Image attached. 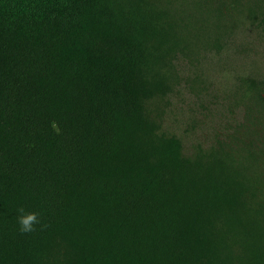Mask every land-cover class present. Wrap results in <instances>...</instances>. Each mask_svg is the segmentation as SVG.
I'll list each match as a JSON object with an SVG mask.
<instances>
[{
    "label": "trees",
    "instance_id": "trees-1",
    "mask_svg": "<svg viewBox=\"0 0 264 264\" xmlns=\"http://www.w3.org/2000/svg\"><path fill=\"white\" fill-rule=\"evenodd\" d=\"M0 264H264V0H0Z\"/></svg>",
    "mask_w": 264,
    "mask_h": 264
},
{
    "label": "clouds",
    "instance_id": "clouds-1",
    "mask_svg": "<svg viewBox=\"0 0 264 264\" xmlns=\"http://www.w3.org/2000/svg\"><path fill=\"white\" fill-rule=\"evenodd\" d=\"M17 224L21 233H31L36 230L37 225H41V221L37 213H26L23 209H20ZM41 227L43 226L41 225Z\"/></svg>",
    "mask_w": 264,
    "mask_h": 264
}]
</instances>
